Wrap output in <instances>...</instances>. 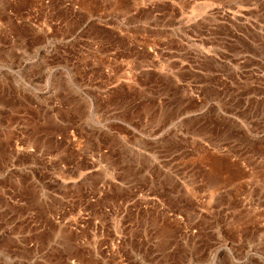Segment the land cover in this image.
<instances>
[{
  "label": "rangeland",
  "instance_id": "rangeland-1",
  "mask_svg": "<svg viewBox=\"0 0 264 264\" xmlns=\"http://www.w3.org/2000/svg\"><path fill=\"white\" fill-rule=\"evenodd\" d=\"M0 264H264V0H0Z\"/></svg>",
  "mask_w": 264,
  "mask_h": 264
}]
</instances>
